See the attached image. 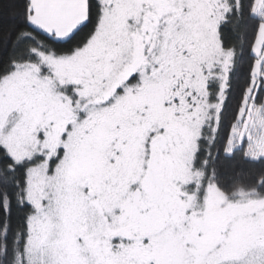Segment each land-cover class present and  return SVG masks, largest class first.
<instances>
[{"label":"snow or ice","instance_id":"obj_1","mask_svg":"<svg viewBox=\"0 0 264 264\" xmlns=\"http://www.w3.org/2000/svg\"><path fill=\"white\" fill-rule=\"evenodd\" d=\"M0 264H264V0H0Z\"/></svg>","mask_w":264,"mask_h":264},{"label":"trees","instance_id":"obj_2","mask_svg":"<svg viewBox=\"0 0 264 264\" xmlns=\"http://www.w3.org/2000/svg\"><path fill=\"white\" fill-rule=\"evenodd\" d=\"M222 171H230L235 164L234 160L224 159L223 157L219 161Z\"/></svg>","mask_w":264,"mask_h":264}]
</instances>
